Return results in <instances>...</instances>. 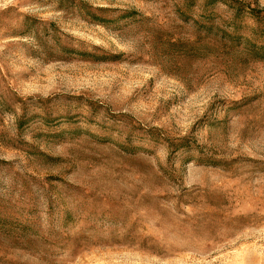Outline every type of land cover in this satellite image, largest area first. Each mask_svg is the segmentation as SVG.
<instances>
[{
	"label": "rangeland",
	"instance_id": "374dc122",
	"mask_svg": "<svg viewBox=\"0 0 264 264\" xmlns=\"http://www.w3.org/2000/svg\"><path fill=\"white\" fill-rule=\"evenodd\" d=\"M0 264H264V0H0Z\"/></svg>",
	"mask_w": 264,
	"mask_h": 264
}]
</instances>
